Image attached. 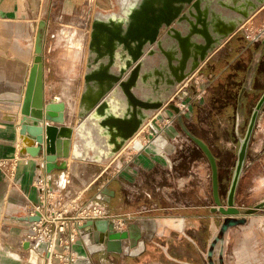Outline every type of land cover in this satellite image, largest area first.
Masks as SVG:
<instances>
[{"label": "water", "instance_id": "95a60500", "mask_svg": "<svg viewBox=\"0 0 264 264\" xmlns=\"http://www.w3.org/2000/svg\"><path fill=\"white\" fill-rule=\"evenodd\" d=\"M262 6L264 0H115L113 10L98 8L92 21L75 139L62 134L65 122L61 117L66 102L46 101L43 58L37 55L25 90L19 125L21 136L31 137L35 142L27 144L24 152L43 157L48 173L66 169L69 157L105 163L116 156L157 111L169 107L178 114L181 129L204 151L211 165L216 204L212 212L220 211L222 220L211 238L206 258L209 264H229L227 248L231 229L247 224L252 215L264 209V200L244 212L236 206L248 150L264 107V92L241 139L225 204L220 193L217 157L203 139L187 129L178 105L171 99L179 86ZM164 130L172 137L180 134L174 125ZM168 144V138L158 133L141 150L165 155ZM41 218L38 211L21 219L34 222ZM79 233L89 254L107 250L139 256L147 247L138 221L127 222L125 229H117L112 219L88 218L79 224ZM47 246L48 243L41 240L38 252L49 256ZM24 248H30L28 241Z\"/></svg>", "mask_w": 264, "mask_h": 264}, {"label": "rangeland", "instance_id": "374dc122", "mask_svg": "<svg viewBox=\"0 0 264 264\" xmlns=\"http://www.w3.org/2000/svg\"><path fill=\"white\" fill-rule=\"evenodd\" d=\"M3 4L12 6L13 10L2 11L1 9L0 11V75L16 74V71L20 69L18 64L27 60L28 83L36 56L41 55L44 78L48 85V90L45 92L46 101L51 99L65 101L71 119L70 124H76L77 117H79L78 105L84 82L94 14L97 8L115 9L114 0H50V3L47 2L44 7L43 15L36 13V7L39 6L37 0H13L12 3L0 0V8ZM251 23L252 26L241 27L245 34L249 32L254 35L260 28H263L264 10L260 11ZM261 40L258 43H261ZM254 45L256 44L254 43ZM248 46L249 49H246L244 59L245 65H242V68L250 66L254 58L258 60L255 63L256 68L250 75L249 84L244 85L245 88H242V83H246V73H244L246 70L243 74L234 73L238 67L233 65V68L230 67V74L217 78L215 76L205 77L208 69L203 68L198 73V76L202 77V82L193 77L189 82V88H185L172 100V103H176V105L182 97L189 102L190 112L182 114L185 126L192 134L203 139L217 157L220 172V193L224 204L238 158L241 139L247 131L253 109L264 92V48L260 47L258 51L262 52V55L254 56L253 44L246 43L245 47ZM224 53L215 56V58L228 54L226 51ZM203 78L208 80L205 81ZM194 81L197 82L199 88L202 83L206 84V92L203 90L204 94L200 101L192 99L191 89H194L192 85L195 87ZM3 84L9 86L6 87V90L16 92V90L10 89L11 83ZM246 88H248L247 93L244 92ZM161 113L163 114L158 115L161 123L167 115L171 117L177 114L169 107L163 108ZM175 123H178L181 129L178 117L175 119ZM179 131L178 136L187 143L180 151L182 155L185 153L189 155L188 158H185V167L188 170L205 171L206 205H213L212 170L208 157L185 131L182 134L181 130ZM20 150H23L22 146ZM130 152L132 153L134 150ZM88 165L85 162L80 164L79 169L72 170L70 168L69 173L64 172L67 169H58L60 171L57 172V183L54 184V192L49 199L51 209L49 220L52 221L55 218V212H61V209L69 211L67 214L70 216L76 214L77 220L81 219L79 216L88 217L98 214L96 212V208H100L98 203L90 202L80 205L76 197L70 193L71 191H80L86 185H90L96 179L94 173L105 168L103 163L97 166L95 172H92ZM91 165L95 166L96 164ZM112 170L113 168H110L109 172ZM10 180L12 186H15L13 178ZM8 182L10 184V181ZM100 182L101 180L97 183ZM33 187L37 189L39 196L40 184L37 177L33 181ZM17 196L20 195L14 194V198ZM163 199L165 200V197ZM262 200H264V107L260 112L248 150L245 170L237 190L236 206L241 212H244ZM3 203V195L0 193V205ZM36 203L35 201L31 204ZM90 204H94L93 209L90 212H85V207ZM147 204L157 209L161 208L162 211H159V214L167 215L171 214L174 202H163L158 199L156 202L151 201ZM205 214L207 215L206 222L198 236L190 228L188 232L168 230L166 235L162 236V241L159 240L151 245L148 253L119 260L113 259L110 264H209L206 254L211 238L221 223L222 214L220 211L212 212L209 208L205 209ZM124 220L130 222L131 219ZM186 233L187 236L193 235L194 239H197L195 245L184 236ZM23 238L24 235L21 237L19 234L11 236L8 225L0 218V264H6L9 252L18 254V257L12 256L15 263L44 264L41 255L37 263L31 260V252L22 247ZM15 242L18 244L15 249L7 248L10 243L15 244ZM2 249H5L6 252ZM227 260L229 264H264V209H260L252 215L247 224L231 229ZM67 263L66 256H64L63 258L53 257L49 264Z\"/></svg>", "mask_w": 264, "mask_h": 264}, {"label": "crops", "instance_id": "0c3cea01", "mask_svg": "<svg viewBox=\"0 0 264 264\" xmlns=\"http://www.w3.org/2000/svg\"><path fill=\"white\" fill-rule=\"evenodd\" d=\"M37 1L39 6L36 7V13H41V15H43L44 7H46L47 2L50 3V0ZM7 2L12 3L13 0H7ZM7 6L8 5L3 4L0 11L1 9L2 11L13 10L12 6ZM262 10H264V6L254 13V15L247 20L243 26H252V19H254ZM262 27V29H264V25ZM242 30L243 29L240 28V30L230 37L225 44L219 47L215 53L212 54L210 59L196 73H194L191 78L195 77L196 80L200 79L202 82V77L200 78L198 73H200L203 68L208 69L207 75H204L205 77L215 76L221 78L223 75L230 74V67L233 68L234 65L238 67L234 73L238 72V74H243L246 70L244 72L246 73V83H242V88H245L244 85L247 86L249 84L248 81L250 75L254 71V68H256L255 63L258 59L254 58L250 66L242 68V65H245V45L246 43H250L248 39H246V35ZM255 44L256 45L253 44V49L255 50L254 56H257L258 54L262 55V52L259 53L258 51L260 47L264 48V35L262 36L261 43L257 42ZM225 51L228 53L225 55L228 58L225 56L215 58V56L224 53ZM242 60L244 61L242 62ZM18 66L20 69L16 71V74L0 75V193H2L4 199V203L0 205V218L8 225L11 236H18L19 234L23 237L26 232H24V230H28L31 227V224L29 221L21 218L25 217L29 213V209L31 210L39 202L38 191L33 187V181L35 177L41 173H47V171L43 164V157H33L23 150H20V147H23L24 145L23 136L19 133V125L22 117L21 107L27 84L28 61L26 60L24 63L21 62ZM204 80L206 81L208 79ZM7 82L11 83L10 89L12 91L16 90V92L6 90V87L9 86H6L7 84L3 83ZM201 85L200 88L206 92V84L202 83ZM242 88L240 89V92L242 91ZM47 90L48 85L45 82V92H47ZM247 90L248 88H246L244 92L247 93ZM240 96H242V94ZM158 114L162 115L163 113L160 112ZM69 116L68 112L65 111L64 125L72 128L73 132L71 137L75 138V129L78 126L80 119L77 117L78 122L72 125L70 124L71 119ZM75 116L77 115L75 114ZM163 124V122L156 121V125L159 127L163 126ZM173 125L178 130H181L182 134L183 130L180 129L178 123L174 122ZM149 126H151V123ZM147 132H145L141 141L142 146L149 144L146 143ZM160 133H163L169 140V144L165 148V155L146 153L141 150L142 147L138 150L135 148L128 149L120 155L117 163H109L116 156L109 162L104 163L105 165H103V167L105 168L98 173L95 172L98 168L97 166L102 165L103 163L77 160L69 157L68 166L66 168L67 170L64 171L69 173L70 168L75 170L76 168L79 169V166L82 163L86 162L89 164L88 168L92 172H95L94 175H96V179L90 185H86L81 190L76 198L78 203L80 205L90 202L98 203L100 209H102V214H104L102 218H107L109 215L110 218L117 216L122 219H131L130 221H138L146 236L147 249L144 253H148L152 244L157 243L159 240L162 241V236H165L168 230L188 232L190 228L193 229V231L197 233L196 236H198L199 231H201L206 222L207 215L205 214V209L209 208V210L212 211V207L216 205L215 201L213 205H206L205 171L188 170L185 167V158H188L189 155L187 153L182 155L180 151L187 144L186 141L181 140L180 136L172 137L165 131ZM132 150H134V152L131 153L130 151ZM61 161L62 160L59 162ZM91 164L96 165L93 166ZM110 168H113L111 172H109ZM58 171L60 170L55 169L49 173L52 176L54 184L57 183L56 177ZM12 178L15 186H12L11 184L10 179ZM100 180L101 182L97 183ZM8 181H10V184ZM93 187L94 189H92ZM105 190H108L111 193L104 192ZM14 194H19L20 196L14 198ZM164 197L165 200L163 199ZM101 199L102 203L100 204ZM158 199L163 202H174V204H172L173 210H171V214H159V211H162L161 208L157 209L156 207L147 204L151 201L156 202ZM12 201L19 203H14ZM35 201L37 202L36 204H31ZM68 216H72L74 219L70 221V224H78L86 220L83 219L85 217L81 216H79L81 219L77 220L76 214ZM57 222L59 223L61 220H57ZM127 222H118L117 229H125L127 227ZM69 233L70 229L61 236L67 238ZM184 236L195 245V240L197 239H194L195 237L193 235L187 236L186 233ZM24 243L25 241L23 238L21 242L23 248ZM74 244L75 243H70L72 250L74 249ZM126 244L128 246V243ZM17 246L18 244L15 242V244L10 243L7 248L15 249ZM82 248L84 251V254L82 255L83 259H79L82 261V264L86 262L91 264H110L113 259L119 260L125 257H132L124 253H112L107 250L89 254L83 243ZM3 250L6 252L5 249H2V251ZM67 253L69 252L67 251ZM8 254L9 257L6 259V264H18L12 259V256L16 255L18 257V254L13 252H9ZM69 256L70 254H68V257Z\"/></svg>", "mask_w": 264, "mask_h": 264}, {"label": "built area", "instance_id": "2783aa9c", "mask_svg": "<svg viewBox=\"0 0 264 264\" xmlns=\"http://www.w3.org/2000/svg\"><path fill=\"white\" fill-rule=\"evenodd\" d=\"M246 38L249 40L250 44H254L256 42H259L262 39V36L264 35V29H260L257 33H255L254 35H251L249 32H247L246 34ZM249 49L248 47H245V50ZM192 78L188 79L187 81H185L184 83H182L177 92L172 96L171 102L174 99V97H176V95H178L180 92H182L185 88H189V82ZM195 82V81H194ZM190 90V89H189ZM192 90V96H193V100H197L200 101L202 99V96L204 94L203 90H201V88L198 87L197 82H195V89H191ZM178 107L180 109V113L181 115L183 114H187L188 112H190V105L189 102L186 99H183V97L181 98L180 102H177ZM176 104V103H175ZM178 117V114L173 115V116H166L164 118L163 121V126H158V125H153L151 124L150 129L147 132V136H146V143H150L151 140L160 132L165 131V127H167L168 125H173L175 122V119ZM159 122V121H158ZM37 181L40 184L39 187V191H40V195H39V202L30 210L29 209V213L26 216H33L36 215V213L39 211L42 214V218L41 221H34V222H30L31 227L29 228V230H27L24 233V241L25 242H29L30 243V249L33 248L35 250L38 251V246H39V242L41 240H45L48 243L47 249H46V253L48 252L49 256H43L44 258H48L46 260H50L53 257L55 258H63L64 256H66L67 259V264H78V263H82L81 260H79L80 258L78 257H74V253L73 250L70 246V243H74L76 240L81 239L80 238V233H79V224H70V221L74 220L71 217L68 216V212L65 209H61V212H55V218L51 220H49V216H50V206H49V199L51 196V192H54V182L52 179V176L47 172V173H41L40 175L37 176ZM48 200V201H47ZM97 206V205H95ZM100 207V206H99ZM96 212L99 214L97 215H91L88 217H85V219L88 218H93V217H103L104 214H102V209L100 208H96ZM95 212V213H96ZM107 216V215H106ZM109 217V215H108ZM107 217V218H108ZM106 218V217H104ZM109 219H112L116 222V224H118V222L123 221L122 218L117 217V216H113V217H109ZM57 220H61V222H57ZM70 229V233L69 236L66 237H62V234H65L68 230ZM59 231V236L57 239H55V234ZM67 247V248H66ZM71 248V251H70ZM67 251L69 253H67ZM68 254H70V256L68 257ZM45 260V261H46ZM49 264V262H44V264Z\"/></svg>", "mask_w": 264, "mask_h": 264}, {"label": "bare ground", "instance_id": "6f19581e", "mask_svg": "<svg viewBox=\"0 0 264 264\" xmlns=\"http://www.w3.org/2000/svg\"><path fill=\"white\" fill-rule=\"evenodd\" d=\"M257 12V11H256ZM255 12V13H256ZM221 47V46H220ZM218 49V48H217ZM216 49V50H217ZM215 50V51H216ZM215 51L212 53V54H214L215 53ZM212 54L209 56V58L212 56ZM24 100V99H23ZM54 100H57V99H54ZM22 105H23V102H22ZM163 110V108L162 109H160V111L159 112H157V113H155L142 127H141V129L136 133V135L135 136H133L128 142H127V144L124 146V148H122V150L116 155V157L114 158V159H112L109 163H117V160H118V158L120 157V155H122L125 151H127L128 149H140L141 147H142V139H143V137H144V135H145V133L144 132H146L148 129H149V125H150V123H152L153 125H156V121H159V114L158 113H160L161 111ZM65 111L67 112V108H65ZM21 113H22V108H21ZM23 115V114H22ZM61 119L65 122V112L62 114V117H61ZM62 126H64L63 128H62V134H64V135H71L72 134V132H73V130H72V128L71 127H68V126H66V125H64V123L62 124ZM19 133H20V129H19ZM20 135H21V133H20ZM75 139V138H74ZM35 142V140L33 139V138H31V137H28V138H23V149H25V145H30V144H33ZM105 163H107V162H105ZM65 180V179H64ZM63 184H66V182H64ZM81 192V190L79 191H76V192H73V191H71L70 193H72L76 198H77V196L79 195V193ZM53 194V191L51 192V195ZM76 200V199H75ZM93 207H94V204H90V205H88V206H86L85 207V212H90L92 209H93ZM59 231L55 234V239H57L58 238V236H59ZM75 244H74V249H73V253H74V255H75V257H80V259L82 258V255L84 254V251H83V248H82V243H81V240H76L75 242H74ZM29 249V251L31 252V260L33 261V262H36L37 263V261H39L40 260V257L41 256H43V255H41L40 254V252H38L37 250H35V249H33V248H28ZM41 255V256H40ZM43 259H44V261L43 262H51V260L52 259H50V260H46L45 261V259H48V258H44L43 257ZM83 259V258H82Z\"/></svg>", "mask_w": 264, "mask_h": 264}]
</instances>
